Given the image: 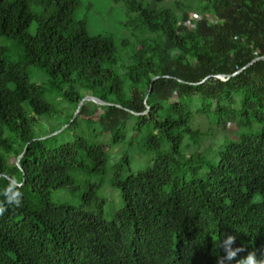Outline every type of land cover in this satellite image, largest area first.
<instances>
[{
    "label": "trees",
    "instance_id": "16d2710c",
    "mask_svg": "<svg viewBox=\"0 0 264 264\" xmlns=\"http://www.w3.org/2000/svg\"><path fill=\"white\" fill-rule=\"evenodd\" d=\"M113 1L139 32L123 78L112 38L76 18L80 0H0V190L23 182L22 206L0 217V264H217L226 235L264 258V60L247 66L264 57V0ZM88 95L107 105L78 118L123 146L114 165L103 143L48 149L35 133L51 101L78 111ZM136 147L147 165L133 172ZM80 176L100 180L79 205L51 200ZM106 183L120 193L111 220L85 208Z\"/></svg>",
    "mask_w": 264,
    "mask_h": 264
},
{
    "label": "rangeland",
    "instance_id": "374dc122",
    "mask_svg": "<svg viewBox=\"0 0 264 264\" xmlns=\"http://www.w3.org/2000/svg\"><path fill=\"white\" fill-rule=\"evenodd\" d=\"M206 17L214 19L211 14H206ZM76 18L79 20H87L88 30L92 35L110 36L116 46L119 60L117 62V74L120 78H123L121 66L128 63V55L130 54L133 46L138 40L139 32L137 30H131L126 26L128 20L123 2H114L113 0H80V7L76 11ZM200 19V17L198 18ZM127 40L128 45L122 46L121 42ZM0 42L6 45H11L10 41H5L0 38ZM121 69V70H119ZM127 84V83H126ZM74 89L78 94H84V91L77 86L66 85L65 89ZM91 102V101H88ZM53 113L50 118H42L41 121H37L35 126V133L39 140H48V149H55L65 144H69L73 141L75 135L82 136L89 143H103L107 145L110 156L111 164L114 165L121 157L123 153V146L113 147L110 145L108 136L101 135L102 129L100 126H89L88 122L81 116L78 118V112L73 110V105L65 101H51L50 102ZM90 111L93 109L92 105H89ZM74 113V118L70 125H65L68 122L71 114ZM101 113V112H100ZM78 119V120H77ZM77 123L71 128L74 121ZM61 127V128H60ZM231 127L222 128L217 134V143L220 144L228 135L232 136ZM210 142H207L203 147L209 146ZM217 148V146H215ZM141 153V150L136 147L134 151L128 153L130 157L129 169L133 172L144 168L147 164V157H141L139 155L132 157L133 152ZM126 153V152H125ZM216 151H206L204 155L207 158L214 160ZM139 160V161H138ZM218 158L215 159V162ZM17 162L15 157H11V163ZM203 171L200 172V174ZM110 178V177H109ZM108 178V179H109ZM77 189H59L51 193V200L55 203H70L73 205H79L82 195L87 190L90 184L98 183L99 177L87 178L84 176L76 177ZM99 200H104L101 204L100 201H94L85 208L88 210L98 211L101 210L106 220H111L113 214L121 209L120 193L115 188L111 187L108 183L102 186L98 193Z\"/></svg>",
    "mask_w": 264,
    "mask_h": 264
},
{
    "label": "clouds",
    "instance_id": "9594fccd",
    "mask_svg": "<svg viewBox=\"0 0 264 264\" xmlns=\"http://www.w3.org/2000/svg\"><path fill=\"white\" fill-rule=\"evenodd\" d=\"M23 182L19 178H9L6 185L0 190L3 199L0 200V217H2L9 208L22 206L23 200ZM234 235H226L223 240L220 238L215 241L221 248L224 255L219 256L217 264H264V258H258L255 251H248L246 255L243 245L233 247L235 244Z\"/></svg>",
    "mask_w": 264,
    "mask_h": 264
},
{
    "label": "water",
    "instance_id": "95a60500",
    "mask_svg": "<svg viewBox=\"0 0 264 264\" xmlns=\"http://www.w3.org/2000/svg\"><path fill=\"white\" fill-rule=\"evenodd\" d=\"M259 60H264V57H257V58H255V59H253V60H252L247 66H250V65H252L253 63H255V62L259 61ZM221 79H223V78H221ZM223 80H224V79H223ZM88 101H91V102H93V103H95V104H97V105H100V106H105V105H107L106 103H104V102L101 101L100 99L95 98V97H93V96H91V95H88V96H86V97L82 100V102L80 103V105H79V109H78L77 112H79V111H80V108L82 107V105H83L84 103L88 102ZM26 151H27V148H26L25 152L22 154V156H20V157L17 159V163H18V164H19V162L24 158Z\"/></svg>",
    "mask_w": 264,
    "mask_h": 264
}]
</instances>
